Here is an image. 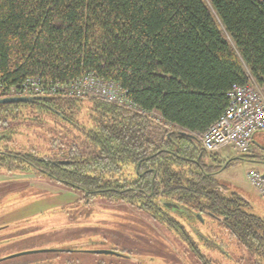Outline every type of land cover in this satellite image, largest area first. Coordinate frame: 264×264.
Wrapping results in <instances>:
<instances>
[{"label":"trees","instance_id":"1","mask_svg":"<svg viewBox=\"0 0 264 264\" xmlns=\"http://www.w3.org/2000/svg\"><path fill=\"white\" fill-rule=\"evenodd\" d=\"M90 71L137 110L98 96L4 95L29 77ZM252 79L264 85L263 0H0V168L129 205L185 238L215 222L242 250L238 264H264V219L218 178L224 161L201 141L228 92ZM58 122L81 135L54 137L62 146L50 154L24 138Z\"/></svg>","mask_w":264,"mask_h":264},{"label":"rangeland","instance_id":"2","mask_svg":"<svg viewBox=\"0 0 264 264\" xmlns=\"http://www.w3.org/2000/svg\"><path fill=\"white\" fill-rule=\"evenodd\" d=\"M48 121L53 122L50 119ZM33 124L35 125H31L30 128L37 126L36 123ZM58 129H62V131H58ZM29 132L31 135L24 138L39 147L43 151L42 153L47 154L62 146H56L53 141L54 137L65 133L70 137L82 133L81 130L68 124H62V122H58L57 126L51 123L42 130L30 129ZM14 137L16 139V135ZM24 138L22 137L20 140ZM254 141L256 143H254L252 151L245 153L244 155H247L245 158H242L244 155L232 146L224 147L219 151L222 159L234 160V162L224 168L218 174V178L232 191L247 197L251 202L253 213L264 219V198L248 178V173L252 168L264 172V160L259 158L264 156V130L255 135ZM147 218L149 217L147 216ZM152 221L157 224L153 219ZM4 222L39 225L47 228L45 232L49 234L57 233L62 228L97 227L98 235L88 231L82 239L98 238L104 243L94 246L110 249L111 241L124 235L136 243V249L132 252L133 257L128 259L137 260L136 262L140 261L143 264H191L190 260L185 257V253L182 252L192 249L186 241H183L185 237L175 232L178 236H176L178 241L175 242L172 238L173 233L168 230L163 232L155 230L150 222L143 218V213L136 208L122 203H112L104 198L87 202L79 190L65 187L47 176H38L32 172L8 173L5 169L0 168V223ZM207 223L202 226L205 233H207L206 230L210 233L218 232L217 235H214L216 238H213L218 244L220 240L225 239V244L230 243L242 255V250L236 242L233 244L227 239L229 236L222 227L212 221ZM142 237L152 240L153 244H156L155 248L150 245L144 246L140 241ZM198 246L205 257L215 264H218L219 261L225 262L224 252L219 249V245L215 246L213 250L201 243ZM152 248L156 251L147 250ZM87 255L98 259L104 258L106 261H111V264H129L124 262V257L113 254L90 252Z\"/></svg>","mask_w":264,"mask_h":264},{"label":"flooded vegetation","instance_id":"3","mask_svg":"<svg viewBox=\"0 0 264 264\" xmlns=\"http://www.w3.org/2000/svg\"><path fill=\"white\" fill-rule=\"evenodd\" d=\"M225 160L226 159H223L224 164L222 165L223 167L220 172L224 168L230 166L228 165L229 162H227L229 160ZM53 181L57 182L55 180ZM83 198L86 200L84 195ZM141 213H143V218L150 222V225L155 230L159 232L168 230L170 233L174 234V236H172L173 240L175 242L178 241V238H176V231H174L172 227L167 228L164 225L161 227L160 223L157 222V225L152 221L153 218L147 212ZM147 216L149 218H147ZM206 224L208 223L202 224L199 228L200 233L205 235L204 237L197 239L184 238L183 241H186L192 247L191 250L188 249L182 251L185 253V257L190 260L191 264H215L212 260L205 257L198 245L201 243L206 245L211 250L215 249V246L219 245V249L224 252L223 257L225 258L226 264H238L237 260L241 258V255L235 250V247H233L230 243L225 244V239L220 240L218 244L216 240L213 239L216 238L214 235H217L218 232L216 231L217 233H210L206 230L207 233H205L202 226H205ZM186 226L189 228L191 227V225L188 224ZM46 230L47 228L45 227L39 225L35 226L34 224L29 223H0V264H111V261H106L104 258L98 259L88 256L87 254L90 252L100 254L108 253L115 256H122L124 257V262L129 264H143L140 261L136 262L137 260L128 259L133 257L132 252L136 249V243L133 239L124 235L118 236L116 240L113 239L111 241L112 247L110 249H101L94 245L104 243L103 240L93 237L82 239L83 235L88 231H92L95 235H98L97 227L62 228L61 231L54 234H49L48 232H45ZM105 239L108 238L105 237ZM227 239L235 244L233 238L228 237ZM140 241L144 244V246L150 245L155 248L156 244L154 245L153 241L150 239L142 237ZM153 248L147 250L151 252L156 251V249ZM192 250L193 252H191ZM225 262L219 261L218 264H225Z\"/></svg>","mask_w":264,"mask_h":264},{"label":"built area","instance_id":"4","mask_svg":"<svg viewBox=\"0 0 264 264\" xmlns=\"http://www.w3.org/2000/svg\"><path fill=\"white\" fill-rule=\"evenodd\" d=\"M264 1V0H263ZM4 86L0 82V89ZM6 96H47L67 94L70 96H98L110 102L137 110L126 92L116 81L99 77L93 71L68 82L29 77L18 87L5 89ZM229 104L225 112L201 135L208 151H220L232 146L240 153L252 149V140L264 130V85L254 79L244 85H236L228 92ZM250 183L264 198V172L252 168L248 173Z\"/></svg>","mask_w":264,"mask_h":264},{"label":"water","instance_id":"5","mask_svg":"<svg viewBox=\"0 0 264 264\" xmlns=\"http://www.w3.org/2000/svg\"><path fill=\"white\" fill-rule=\"evenodd\" d=\"M8 100H32V97H19L16 99H8ZM6 101V100H4ZM253 143H256L255 141H253Z\"/></svg>","mask_w":264,"mask_h":264}]
</instances>
